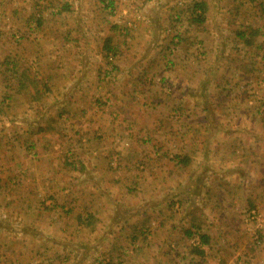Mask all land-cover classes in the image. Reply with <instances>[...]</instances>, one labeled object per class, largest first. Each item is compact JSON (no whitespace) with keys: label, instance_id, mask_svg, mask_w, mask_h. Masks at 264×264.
I'll list each match as a JSON object with an SVG mask.
<instances>
[{"label":"crops","instance_id":"crops-1","mask_svg":"<svg viewBox=\"0 0 264 264\" xmlns=\"http://www.w3.org/2000/svg\"><path fill=\"white\" fill-rule=\"evenodd\" d=\"M57 1L0 0V264H264V0Z\"/></svg>","mask_w":264,"mask_h":264},{"label":"rangeland","instance_id":"rangeland-1","mask_svg":"<svg viewBox=\"0 0 264 264\" xmlns=\"http://www.w3.org/2000/svg\"><path fill=\"white\" fill-rule=\"evenodd\" d=\"M99 1H101V3L103 4V7H105L106 8V6H107V4L106 3H108V0H99ZM112 1V0H111ZM186 1L187 0H177V1H175V0H172L171 2H173V4L170 6V8H169V12H170V14H173L172 16H173V23H170V21L168 20V18H167V23L168 24H171V25H173V26H176V21L174 20L176 17V14H177V12L178 11H180V10H182V8L183 9H185V7H186ZM114 4H115V1H114ZM114 4H113V7H114ZM51 5L52 6H49V9H57V8H60L62 5H61V2H59V1H57V0H55V2L54 3H51ZM93 7H94V5H93ZM113 7H108L107 9H113ZM53 17H56V16H53ZM52 18V17H51ZM57 18V17H56ZM58 20H56V19H52L50 22H51V25H58V24H63L64 23V20H62V18H57ZM66 19V18H65ZM68 20H72L71 19V17L69 18V19H66L65 20V22L66 23H69L68 22ZM176 22V23H175ZM258 22H259V24H260V21L258 20ZM255 23H256V25H257V21H255ZM214 35V37L216 38V35L215 34H213ZM56 37H57V39L59 40H61L62 38V35L61 34H58L57 32H56ZM141 44V43H140ZM153 44V43H152ZM152 44H150V45H152ZM137 45V44H136ZM86 61H88V58L86 59ZM110 61H111V59H110ZM112 65H114L113 63H112ZM38 67H40V65H38ZM107 69V68H106ZM108 69H110V67H109V65H108ZM105 72V71H104ZM105 75V74H104ZM114 75L116 76L117 75V72H114L111 76H107V75H105V79H107V81L109 82L110 81V79L111 78H113L114 77ZM110 82H113V81H110ZM151 83V84H150ZM142 85H143V87H145L146 89L147 88H149V87H151V86H153L154 85V83L153 82H151V81H146V83L143 81V83H142ZM146 85V86H145ZM103 87H104V89H106V86L105 85H103ZM74 99H76V96H72ZM4 98V97H3ZM110 99H112V102H116V99L115 98H113V97H111ZM64 103H65V105L63 106V107H68L69 106V104H67V102H65L64 101V99L62 100ZM62 102V103H63ZM100 102V101H99ZM81 103L83 104V105H87V104H89L87 101H86V99H84V95H80V98H79V105H81ZM61 104V103H60ZM62 105L63 104H61L60 105V108L57 110V112L58 111H60L63 107H62ZM95 106L96 107H99L98 106V102L96 101L95 102ZM8 107V106H7ZM70 107V106H69ZM88 107V106H87ZM91 110H93L92 109V107H91ZM8 111H10L9 109H8ZM57 112H55L54 113V115H56V113ZM52 114V113H51ZM0 120H1V117H0ZM85 121H86V124H89V125H97V124H101V125H103L104 124V122H106L107 121V119H105V117L103 116V115H97V114H91V115H89L86 119H85ZM89 122V123H88ZM66 135L65 136H67V135H71V134H73V132H72V130H67L66 132ZM1 134L3 135V134H6V133H4V130H1ZM64 136V137H65ZM7 138H8V136H7ZM126 143L127 142H125L124 144V146H129V145H126ZM57 154V153H56ZM66 174H67V172H65ZM73 177H74V174L72 175ZM102 189V192H101V195L103 194L104 195V189L103 188H101ZM63 195L64 194H62V195H58V198H60V199H65L64 197H63ZM101 198V197H100ZM97 200H99V198L97 199ZM96 201H95V203H94V205H96ZM248 219H249V216H248ZM247 219V220H248ZM249 223H250V220L248 221ZM260 234H262V232H260ZM252 236H253V231H252Z\"/></svg>","mask_w":264,"mask_h":264},{"label":"trees","instance_id":"trees-1","mask_svg":"<svg viewBox=\"0 0 264 264\" xmlns=\"http://www.w3.org/2000/svg\"><path fill=\"white\" fill-rule=\"evenodd\" d=\"M113 4H114L113 3V0L112 1L110 0L108 2V4H107L106 8L113 7ZM206 9H207V6L205 5L204 2H194L191 5H189L188 7H186L185 9H182V10H180V11L177 12L178 13V17L176 18V21H178V19L180 18V15L181 16L184 15L186 17V20H187V23H188L189 26L200 25V24H202L205 21ZM38 22H40V19L39 18L36 19V23H38ZM254 33H255V31L252 30L249 33L248 38H246V32H239L237 35L241 39H244L245 42L247 43V42L251 41V39L254 36L253 35ZM177 36L178 35H175L171 39L172 44H174L175 46L180 43V39H178V41H176V42H173V40ZM173 48L175 49V47H173ZM106 49L109 50V51L112 50V48L108 44L105 46V49L104 50H106ZM113 57H114V55L113 56H109V58L111 59V61H112ZM109 67H110V69L107 68L105 70V72H104V74L107 75V76H111L116 71V67H115V65H112V62H110ZM28 75L29 74H28V72L26 70L25 71L23 70V72L19 74V80H18L19 86L17 87V91L18 92L24 90L25 85H26V88L29 87V85H27L26 81H29L30 83H32L33 85H35L36 82L34 80H32L31 78H29L27 80ZM34 89L37 90L36 87H34ZM28 93L30 94V99L31 100L32 99L33 100H36L35 97L37 96V93H36V95H35V92L34 93L33 92H28ZM183 162H185V161H183ZM260 239H261V237L258 240H256V242H260ZM201 240H202V237H201Z\"/></svg>","mask_w":264,"mask_h":264},{"label":"built area","instance_id":"built-area-1","mask_svg":"<svg viewBox=\"0 0 264 264\" xmlns=\"http://www.w3.org/2000/svg\"><path fill=\"white\" fill-rule=\"evenodd\" d=\"M110 0H108L109 2ZM108 4V3H106ZM249 219L255 221V229L253 230V238L258 240L260 238V231H264V213L257 210H252Z\"/></svg>","mask_w":264,"mask_h":264}]
</instances>
